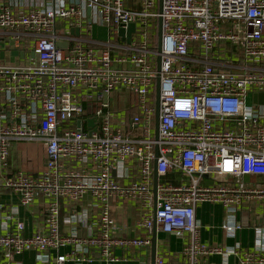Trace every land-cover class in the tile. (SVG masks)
<instances>
[{
  "label": "built area",
  "instance_id": "2783aa9c",
  "mask_svg": "<svg viewBox=\"0 0 264 264\" xmlns=\"http://www.w3.org/2000/svg\"><path fill=\"white\" fill-rule=\"evenodd\" d=\"M130 24L126 44L117 30ZM1 52L14 61L0 59V194L22 207L46 199L31 235L15 212L4 225L7 264L24 253L36 264L90 263V251L146 264L154 229L183 245L153 264H264V227L252 251L205 244L195 216L220 205V229L235 239L237 212L264 202V106L251 103L264 93V0H0ZM121 91L134 98L129 115L111 103ZM85 197L97 210L91 232L62 234L61 204L70 211ZM114 203L137 206L136 236L120 234Z\"/></svg>",
  "mask_w": 264,
  "mask_h": 264
},
{
  "label": "crops",
  "instance_id": "0c3cea01",
  "mask_svg": "<svg viewBox=\"0 0 264 264\" xmlns=\"http://www.w3.org/2000/svg\"><path fill=\"white\" fill-rule=\"evenodd\" d=\"M91 34L92 37L96 39L95 41H102V39L105 38L106 31L104 28L94 27ZM119 42H121V40H119ZM1 54L2 58L0 59L14 61L10 58H5L2 52L0 55ZM19 58L23 59L24 57L22 56ZM132 102H134V98L125 91L115 93L111 99L113 108L119 109V111H122L123 113L127 112V109ZM126 115L129 114L126 113ZM244 181L260 182L261 179L247 177L244 178ZM45 202L46 199L43 196H38L30 206L22 207L18 195L10 190H4L0 194V234L5 232V230H3L5 224H8V227L12 225L11 223L13 220L10 217L14 215L15 212V218L24 224V235H31L36 226L42 224V211ZM91 208V202L88 197L83 198V200L76 204L74 208H70V211L64 204H61V233L76 235L79 237L88 236L91 232L88 228V224L95 220L97 214V210ZM111 209L112 216L120 228V234L127 237L136 236L137 232L135 231L134 221L137 216V206H122L114 203ZM86 212L90 213V220L87 223H82L83 215L86 214ZM195 216L198 222L202 225L201 240L203 243L223 246H232L234 243H239L241 249H249L252 251L254 247V228L264 227V202H256L249 206H245L237 212L236 220L240 224L241 229L236 233L235 239L227 237L220 229V225L224 219V210L220 205L201 204L197 206ZM182 245L183 240L181 239L162 232L156 233V253L167 260H174L181 251ZM69 252L70 248H64L59 251V253L66 254ZM54 254L55 253L52 252V255ZM88 255L93 257L94 260L90 263L82 262L81 264H107L99 261L93 251H90ZM13 262L21 264H36L37 258L34 253H24L15 256ZM232 263L233 261L229 260V264ZM0 264H7V260L2 252H0ZM66 264L74 263L67 262ZM116 264H141V262L137 259H130ZM146 264H151V246L148 249L146 256ZM209 264H220V258L217 256L210 257Z\"/></svg>",
  "mask_w": 264,
  "mask_h": 264
},
{
  "label": "water",
  "instance_id": "95a60500",
  "mask_svg": "<svg viewBox=\"0 0 264 264\" xmlns=\"http://www.w3.org/2000/svg\"><path fill=\"white\" fill-rule=\"evenodd\" d=\"M135 31V26L134 24H130L128 25L127 29L124 31L122 28H118L117 30V35L122 38L124 40V42L126 44L130 43L131 40V36ZM72 34H75L76 36L79 35V31L78 29H74L71 31ZM157 38H160V20H158V30H157ZM57 47L61 48V47H65V45L63 44H59L57 45ZM13 56H17L18 54L16 52L12 53ZM20 57H22V53L19 54ZM30 56H33V54H31ZM0 58H2V54L0 55ZM156 63H157V70H159V58L156 59ZM155 115H154V125H155V137L157 138V125H158V117H159V107H158V97H159V90L158 87H156L155 90ZM251 103L253 105H259V106H264V93H255L251 96ZM93 124V120H89L87 122V127H91ZM77 128H80V124H77ZM157 153H155V157H156ZM153 179H154V192H155V187H156V175H155V169H154V175H153ZM155 253H156V231L155 229L153 230L152 233V238H151V264H153L154 261V257H155Z\"/></svg>",
  "mask_w": 264,
  "mask_h": 264
}]
</instances>
